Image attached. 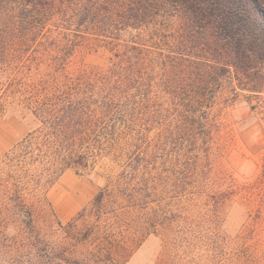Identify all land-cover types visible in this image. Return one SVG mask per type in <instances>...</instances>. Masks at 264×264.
<instances>
[{
    "label": "trees",
    "instance_id": "16d2710c",
    "mask_svg": "<svg viewBox=\"0 0 264 264\" xmlns=\"http://www.w3.org/2000/svg\"><path fill=\"white\" fill-rule=\"evenodd\" d=\"M85 48L108 65L72 72ZM14 86L33 130L2 160L0 235L38 175L181 156L212 139L226 93L264 114V0H0V90Z\"/></svg>",
    "mask_w": 264,
    "mask_h": 264
},
{
    "label": "rangeland",
    "instance_id": "374dc122",
    "mask_svg": "<svg viewBox=\"0 0 264 264\" xmlns=\"http://www.w3.org/2000/svg\"><path fill=\"white\" fill-rule=\"evenodd\" d=\"M109 58L85 48L71 71L104 68ZM3 89L6 191L11 169L2 160L33 125L21 118L18 87ZM217 114L212 139L181 156H98L86 168L34 177L21 192L26 205L9 203L0 264H264V114L228 93Z\"/></svg>",
    "mask_w": 264,
    "mask_h": 264
}]
</instances>
